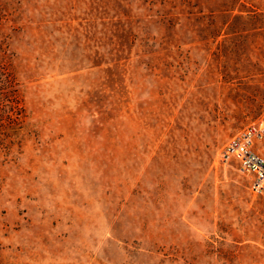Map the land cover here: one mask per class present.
I'll list each match as a JSON object with an SVG mask.
<instances>
[{
  "label": "rangeland",
  "instance_id": "rangeland-1",
  "mask_svg": "<svg viewBox=\"0 0 264 264\" xmlns=\"http://www.w3.org/2000/svg\"><path fill=\"white\" fill-rule=\"evenodd\" d=\"M0 8V264H264V191L223 156L264 117V0Z\"/></svg>",
  "mask_w": 264,
  "mask_h": 264
},
{
  "label": "built area",
  "instance_id": "built-area-1",
  "mask_svg": "<svg viewBox=\"0 0 264 264\" xmlns=\"http://www.w3.org/2000/svg\"><path fill=\"white\" fill-rule=\"evenodd\" d=\"M264 117L247 126L225 146L223 156L237 162L239 171L248 175L250 188L261 194L264 191Z\"/></svg>",
  "mask_w": 264,
  "mask_h": 264
},
{
  "label": "trees",
  "instance_id": "trees-1",
  "mask_svg": "<svg viewBox=\"0 0 264 264\" xmlns=\"http://www.w3.org/2000/svg\"><path fill=\"white\" fill-rule=\"evenodd\" d=\"M3 10L0 8V19ZM5 41L0 36V131L22 120V95ZM5 121V123H3Z\"/></svg>",
  "mask_w": 264,
  "mask_h": 264
}]
</instances>
